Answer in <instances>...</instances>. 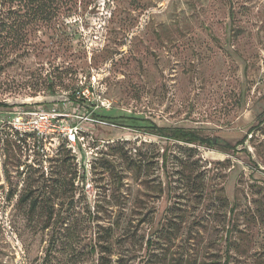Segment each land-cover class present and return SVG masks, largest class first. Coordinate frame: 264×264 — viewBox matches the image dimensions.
I'll return each mask as SVG.
<instances>
[{
    "label": "rangeland",
    "instance_id": "rangeland-1",
    "mask_svg": "<svg viewBox=\"0 0 264 264\" xmlns=\"http://www.w3.org/2000/svg\"><path fill=\"white\" fill-rule=\"evenodd\" d=\"M62 2L44 22L0 0V103L62 105L92 86L67 113L116 122L68 121L88 171L61 138L45 163L2 138L0 264H264V0Z\"/></svg>",
    "mask_w": 264,
    "mask_h": 264
},
{
    "label": "built area",
    "instance_id": "built-area-1",
    "mask_svg": "<svg viewBox=\"0 0 264 264\" xmlns=\"http://www.w3.org/2000/svg\"><path fill=\"white\" fill-rule=\"evenodd\" d=\"M91 88L92 86L88 87L85 92H75L70 98L72 101H64L62 105L53 104L48 107L15 106L0 111L1 135L4 133L5 138H10L29 159H32L36 154L43 158L44 163L48 158L58 153L59 138H61L72 155L76 157L79 167L88 171L93 159L92 153L86 152L88 143L86 145L84 135L80 134L81 130H78L77 125L68 124V121L78 119V122H86L91 126L111 124L94 117L93 111L83 116H76L67 113L64 107L72 104L75 108H79L90 103L91 100L87 94ZM94 106L103 107L104 103ZM0 141L4 142L2 139ZM91 142L94 143L95 141L91 138Z\"/></svg>",
    "mask_w": 264,
    "mask_h": 264
},
{
    "label": "trees",
    "instance_id": "trees-1",
    "mask_svg": "<svg viewBox=\"0 0 264 264\" xmlns=\"http://www.w3.org/2000/svg\"><path fill=\"white\" fill-rule=\"evenodd\" d=\"M15 2L22 4V6L26 7V12H29L26 18L28 21L35 20L39 17V20L44 22H49L52 19L53 14L57 11L54 10V0H14ZM64 2V0H63ZM62 2V3H63ZM8 107L0 103V111L2 109H7ZM92 115L106 123L114 124L116 122V118H112L111 116H102L98 113L92 112ZM118 121V120H117ZM136 121V119L134 120ZM130 124L131 127L136 128L139 127L148 135L151 136H159L165 138L172 142H180L185 144H199L205 145L206 147H217L220 151H228L230 149H234L233 146L228 144L227 142L216 139L215 142L208 138H204L196 134L194 131L183 129V128H160L155 124L147 121L141 124L140 126L135 125V122ZM119 122V121H118ZM4 135L0 133V139H2ZM5 138V137H4ZM7 138H5L6 140ZM3 140V141H5Z\"/></svg>",
    "mask_w": 264,
    "mask_h": 264
}]
</instances>
